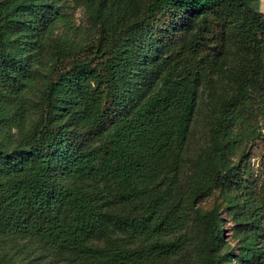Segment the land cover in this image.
Instances as JSON below:
<instances>
[{"label": "trees", "instance_id": "obj_1", "mask_svg": "<svg viewBox=\"0 0 264 264\" xmlns=\"http://www.w3.org/2000/svg\"><path fill=\"white\" fill-rule=\"evenodd\" d=\"M93 1L99 29L79 45L50 38L53 24L70 26L54 4L0 0V126L17 130L0 145V249L27 238L74 264H188L194 214L203 264H227L216 210L197 205L220 188L241 194L229 200L237 221L264 218V182L255 192L231 163L259 138L264 13L246 0ZM35 65L47 74L30 102ZM203 94H218L210 144L185 184ZM252 236L241 263L264 264Z\"/></svg>", "mask_w": 264, "mask_h": 264}, {"label": "rangeland", "instance_id": "obj_2", "mask_svg": "<svg viewBox=\"0 0 264 264\" xmlns=\"http://www.w3.org/2000/svg\"><path fill=\"white\" fill-rule=\"evenodd\" d=\"M248 4L257 11L264 13V0H246ZM47 4H54L56 11L65 14L70 21V26L65 22L53 24L49 29L50 38L56 41H75L79 45L91 41L97 34L99 26L93 19L95 3L93 0H46ZM249 5V6H250ZM33 69L39 70V81L37 89L33 93H27L26 97L30 102H35L42 88L43 77L46 70L39 65ZM221 92V91H220ZM219 93V92H218ZM218 98V94L210 96L203 94L200 100L198 110L195 114L194 122L191 128L190 139L188 143V152L185 157L182 176L185 184H191L194 172L193 164L199 159L205 158L206 147L210 144L211 129L210 119L213 113V105ZM264 107V104H263ZM29 114V115H28ZM26 115L27 127L36 119L35 113ZM258 134L259 138L246 142L238 152V155L232 158L231 163L241 162L244 169L242 173L244 179L251 188L257 192L260 183L264 182V114L258 117ZM17 130H9L0 126V145L7 146L8 136H16ZM248 194V192H247ZM226 197L216 188L198 203L197 208L201 213L216 210L219 225L223 230V236L220 245L217 247L215 254L226 256L227 264L241 263V246L247 235H253L251 240L256 248L264 250V218L259 216L256 223L253 222L249 214L243 217L239 222L235 219L231 211L232 202H242L241 194H231ZM243 207V205H242ZM256 229V233L252 230ZM185 246L179 253L188 260V264H203V255L200 245L203 242V232L201 222L192 214L189 225L183 232ZM0 264H74L66 259L56 258L49 254H42L36 245L35 240L23 239L16 244L0 249Z\"/></svg>", "mask_w": 264, "mask_h": 264}]
</instances>
